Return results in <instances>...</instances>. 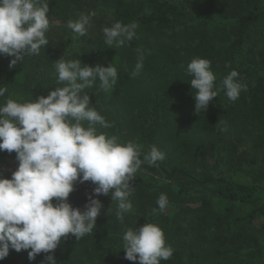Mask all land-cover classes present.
<instances>
[{
  "label": "trees",
  "instance_id": "1",
  "mask_svg": "<svg viewBox=\"0 0 264 264\" xmlns=\"http://www.w3.org/2000/svg\"><path fill=\"white\" fill-rule=\"evenodd\" d=\"M48 45L38 55L25 56L14 68L0 56V104L47 95L58 81V59L83 64H111L115 85L102 89L97 79L86 88L89 107L111 124L97 131L133 142L141 159L155 145L165 153L157 165L142 163L131 181L133 205L121 223L117 202L100 195L101 215L92 234L63 239L53 255L57 264H139L124 258L126 228L155 223L173 255L160 264H264V202L261 185L232 175L209 173L212 164L250 172V150L264 147V0H48ZM90 15L87 31L78 36L67 24ZM120 21L135 23L136 35L124 46L105 43L104 27ZM143 54V69L133 76ZM195 57L211 62L219 89L232 70L247 85L236 101L223 90L207 110L194 112L195 90L186 72ZM227 131V133H225ZM17 166L15 153L0 151V159ZM9 169L0 174L10 178ZM94 186L77 183L68 200L83 209ZM167 195L161 211L157 199ZM45 254L28 259L26 250L10 249L0 264H41Z\"/></svg>",
  "mask_w": 264,
  "mask_h": 264
},
{
  "label": "clouds",
  "instance_id": "2",
  "mask_svg": "<svg viewBox=\"0 0 264 264\" xmlns=\"http://www.w3.org/2000/svg\"><path fill=\"white\" fill-rule=\"evenodd\" d=\"M48 12V0H0V56L10 58V69L48 45ZM90 15L69 20L68 28L78 36L85 35ZM136 27L135 23L120 21L104 27L105 43L124 46L135 37ZM142 69L143 54L132 75H139ZM55 70L63 87L35 100L18 102L9 98L0 104V151L14 152L17 161L10 178L0 174V260L12 249L26 250L30 261L43 253L41 264H57L53 253L63 239L71 234L79 240L96 228L103 207L96 197L110 195L117 202L116 218L123 223L125 214L133 209L129 199L131 181L141 164L155 166L165 159V153L153 145L142 160L137 144L122 143L116 135L97 131V125L109 128L111 124L89 107L85 89L97 79L102 89L113 87L118 78L114 66L58 59ZM186 72L192 77L190 88L195 90L194 112H205L219 90L236 101L247 89L237 79L236 70L223 78L218 89L206 58H193ZM6 91L0 87V97ZM84 182L94 187L81 209L74 207L68 197L77 183ZM168 203L167 195L161 193L157 199L159 209L163 211ZM122 240L124 258L139 264H160L173 255L155 223L126 228Z\"/></svg>",
  "mask_w": 264,
  "mask_h": 264
},
{
  "label": "rangeland",
  "instance_id": "3",
  "mask_svg": "<svg viewBox=\"0 0 264 264\" xmlns=\"http://www.w3.org/2000/svg\"><path fill=\"white\" fill-rule=\"evenodd\" d=\"M227 133V131L225 132ZM264 146V145H263ZM249 154L252 158L251 160V169L250 172H245L242 170L237 171H232L230 168H227L224 163L220 165L219 167H216L214 165H210L206 170L209 173H214V174H227V175H232V178L240 180L242 182H257L259 181L261 185V192L264 194V147L256 148L254 150H250ZM13 164V161L10 159H0V166L4 169H9L12 171L11 167L8 165ZM263 197V202H264V195ZM115 201H113L114 203ZM264 222V218H261L256 221L255 226L259 227L261 223ZM263 250H264V240L262 242Z\"/></svg>",
  "mask_w": 264,
  "mask_h": 264
}]
</instances>
